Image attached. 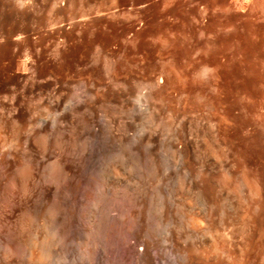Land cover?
<instances>
[{"label": "bare ground", "instance_id": "6f19581e", "mask_svg": "<svg viewBox=\"0 0 264 264\" xmlns=\"http://www.w3.org/2000/svg\"><path fill=\"white\" fill-rule=\"evenodd\" d=\"M162 1L0 0V103L8 105L0 116V239L2 253L13 255H0L2 264H18L17 256L21 264H65L74 241L82 251L70 264H264V138L248 114L263 107L264 121V75L249 59L259 43L235 34L244 74L230 58L218 68L217 41L206 58L195 52L220 110L211 97L200 113L173 110L162 97L166 71L147 80L115 73L120 59L172 49L177 56L187 39L191 51L203 44L196 32L206 41L214 35L208 23L186 24L194 15L184 11L187 0L160 9ZM43 36L54 39L48 57ZM28 40L33 48H22ZM77 57L100 64L105 80L58 73ZM100 89L110 105H100ZM158 179L165 185L153 186Z\"/></svg>", "mask_w": 264, "mask_h": 264}, {"label": "rangeland", "instance_id": "374dc122", "mask_svg": "<svg viewBox=\"0 0 264 264\" xmlns=\"http://www.w3.org/2000/svg\"><path fill=\"white\" fill-rule=\"evenodd\" d=\"M184 1H186V0H184ZM168 2H169V0H167L166 2H164V0H163L161 2L160 9L164 8L165 6H168L173 1L170 0V3L167 5L166 3H168ZM188 2H189V0H187L186 7L184 5V11H186L185 13H187L188 11L191 10L190 12L192 14H194V15H193V18H190L191 20L188 19L190 21L187 20V22H186L187 25L189 24L190 27H193L195 25H199V24L200 25H204V24H207L208 23L214 29L216 28L215 29L216 32L214 30V35L213 36H208V37H210L208 39V41H210V43L208 41H206V38L207 37H205L204 34L202 35V33L198 31V32H196L195 38H197V39H205L204 42L206 43V46H205V43L204 42H203L204 45L201 43L203 45V49H202L201 44H200L199 46L201 48L200 47H197V48H195L194 50L191 51V49L189 47L188 39H187V42L185 40V42L183 43L184 46L186 45V43L188 45V46L186 45V47H188V49L185 47L186 48V50H185L184 49V46L181 44L182 42H180V40H183L184 41V39H186V38H180L176 42L178 45L175 43L179 47H180V45H182L181 48H180L181 53H178V55H177L178 57L175 56L177 54L175 52L176 50L175 49H172L176 53L175 55L172 54L173 53L172 50H171L172 51L171 53L170 52H169V54L167 53L168 56H167V54H164V55L159 56L160 54L158 53L159 54L158 55L157 54V51H156V52H154L155 54L153 53V56L152 55L150 56L151 58L150 57H148L147 59L145 58V61H144V58L142 59L141 56H135L134 58H136V59H134L133 57H132L133 59H131V57H129L128 60H126V59H124V60L120 59L118 61V65L116 67L117 69L115 70L116 71L115 73H116V75H118V77H123V78L126 77V78H130V79H144V80H147L149 78H154L161 71H166V76H167L168 79L166 78L165 82H166V86L167 87H165V84H164V87H165L164 90H163V94L164 95L162 97L165 99V102H166L165 104H167V106H169V104L171 105V107L169 106L171 109H173V110L175 109L176 110L178 108L179 110H184L182 108L185 106L184 108H187V110L185 109V111H188L189 112V110H190L193 113L194 112H196V113L199 112L200 113V112L204 111L203 109H205V110L207 109L206 106L208 107V103L209 102L212 103L210 101V99L212 98L211 100L214 102V103H212L214 105L213 107H215L217 105L218 106V109L217 110H220L219 105L216 103L217 102V99H218V96H216V95H218V94H217L216 88L213 85V80H212L213 77L212 76H211L212 78L209 77V78H211L210 81H209V83H208L209 78H204L206 76L203 75V77H202L200 75L198 77V73H197L198 71L196 69L199 70V67H200L199 66V62H198L197 57H196L197 60L195 59V61L192 58H194L195 56H201V57L206 58L207 57V54H210L211 55L213 52H215V49H216L217 50L216 56L219 58L218 59L219 61H217L218 65H219V67H218L219 69H221L222 66L223 67L227 66L231 61L235 60L237 63L240 64V66H241V68H240L241 69V73L244 74L245 73V71H244L245 68L243 67V61H241L242 59L239 60L240 58H242V56H241L242 54L239 53L240 50H239V45H238L239 44L238 43V40L241 39L242 37L241 36L240 37L239 36H235V34L237 32H239L238 34H241V35H244L245 34V36L247 37L248 40H250V41H254L255 40V42H258L259 43V48L250 55L249 59L251 61H253V62H256V59H257L258 62L255 63L256 64V67H257L256 69H257V71L259 70V72H263V75H264V61H263L264 60L263 59L264 56L263 57L260 56V58H259V55H258L260 49L264 50L263 49L264 48V0H200V1H195V2L194 1L189 2V4H188ZM181 6H180V8L183 9V5H181ZM186 8L187 9L189 8L188 11L186 10ZM135 18L136 17L134 16L133 19H132V17H131V19L130 18H128V19L133 20L134 23L136 22L134 24V27L136 29V28H138L140 26L139 24H141V22L137 18L135 20ZM121 19H122V21L124 23H127L129 21L127 18H124V17H122ZM126 19L128 21H126ZM192 24H193V26H192ZM189 26H187V28H189ZM252 30H253V32H252ZM255 31L257 33L253 34ZM202 36H204V38H202ZM128 38H129V35H126V37L123 40V43H127V44L129 43L128 45L129 46H132L133 45V42H130L128 40ZM224 39L227 40V41H225ZM41 40L42 41H40V43L42 44V46L44 48V56L45 57H48L49 56L48 54H50V49H52V45L54 43V41H52V40H54V39H52L50 37H47V36H43L41 38ZM218 40L220 42H222L221 40H224L223 42H225V43L227 42L225 44L226 46L223 45V48H222L221 45L223 44V42L220 45V42H218ZM215 41H217V43H215ZM207 42L209 44H212L213 46L207 45ZM213 42L215 44H217L216 45V48L214 47ZM27 43L29 45L31 44L30 45L31 46L30 48H33V45L34 44H33L32 40H28V42L25 41L24 43L21 44V47L22 48H25L26 46L29 47V45ZM231 43H232V45H230ZM24 44H25V47H24ZM47 45H49L50 47L48 46L46 48ZM218 45H219V47L221 49H219ZM213 47L215 49H213ZM227 47H228V49H227ZM236 47H237V49L239 51L236 50ZM198 48L201 49V50L200 49L199 50L202 53L198 50ZM196 49H197V51H196ZM223 49H224V51H223ZM185 51L189 52L188 53L189 55ZM182 52H185V54L182 53ZM195 52H198L199 55H197V53H196L195 56H194V53ZM218 52L221 54V56H220V54ZM170 54H172L171 56L174 55L173 57L175 59H177V61H175L174 59H173L174 61H172L171 58H170ZM222 54L225 56V58H224V56H222ZM231 55H233L234 59H233V57ZM226 56H228V58ZM220 57H221V59H220ZM222 58H223V60H222ZM229 58L232 59V60L230 61ZM81 59H82V61L80 60V57H77L76 59L67 61L66 63H64L58 69V73H60L62 75H66V76H68L70 78H73V80L75 79L74 80L75 82H79V81L83 82L85 80V82L88 81V83H90L89 81H92V82H95V81L96 82H98V81L99 82H103L105 80L106 76H105V74H104V72H103L102 67H101L100 64L94 65L91 62H89V60H86L84 58H81ZM141 60H143V61H141ZM221 60H222V62H221ZM192 61H194L195 64H193ZM169 62H171V63H169ZM217 63H216V65H217ZM68 64L70 65V67H69ZM193 65L196 66V67H194V70H193ZM66 66H68V67H66ZM173 66H175L174 68L176 69V71H178L177 73L180 75L179 76V79L180 80L182 79L181 80L182 83L179 82L178 78L175 76L176 74L174 72H176V71H173V72L170 73L169 70L172 71V69H173L172 67ZM165 68L166 69H169L168 72L171 75L170 74L167 75L168 72H167V70H165ZM195 70H196V73L197 74L195 73ZM117 71H118V73H117ZM187 71L190 73V76H189V73ZM190 71H192L194 74L192 72H190ZM186 72L188 73V76H189L188 79H189V81L191 83L189 81H187L188 82V83H186L187 85L185 84L184 86H182L186 81H184V83H183V78H182V76H181L180 73H183L184 74L183 76H185V78H186L187 77L186 74H185ZM193 75H194V77H193ZM185 78H184V80H185ZM203 78L205 79V81L203 80ZM92 79H94V80H92ZM76 80H79V81H76ZM206 80H207V82H206ZM207 83H208V85H207ZM196 84H197V86H196ZM203 84H204L205 87L202 86ZM211 84L213 85L214 88L211 86ZM181 87L182 88L184 87L186 89L188 88L187 89V93L190 90V92L188 93V95H187V93H185L186 90H184L185 92L183 93V89ZM195 87H197V88H195ZM199 88H201V89L199 90ZM79 91L80 90H77V92H79ZM106 91L107 90H105V89L104 90L103 89L102 90L100 89V92L104 93V95L107 94L108 91L107 92ZM199 91H201L202 93H199ZM208 91H209V93H207ZM100 92L98 90V94ZM205 92L207 93L206 94V97H208L209 94L211 93L208 98L205 97L206 99L202 95V94H204V96H205ZM102 93H100L99 96L102 95ZM192 93H194V94H192ZM109 94H110V92H109ZM109 94H107L106 97L100 96L101 99H102V101L100 102V105H107V104L110 105V102L107 103L109 101V99H110V98L107 97V96H110ZM161 95H162V93H161ZM182 95H183V97H182ZM5 96L6 95H4V98H3V96H1L0 99L3 98L4 100H7L6 99L7 96L6 97ZM164 99H163V102H164ZM258 99H260L261 101H263L262 103H263V106H264V96H261ZM105 101H107V102L105 103ZM238 102L240 103L241 100L238 101ZM206 103H207V105H206ZM212 104H210V105H212ZM112 105H113V103H112ZM181 105H182V107H180ZM4 107H6L5 108L6 110L4 109ZM172 107H174V108H172ZM156 108H154L156 111L161 110V109L158 108V106ZM261 108H263V107H261ZM261 108H259L255 112H251V115H250L249 112H248V114H249V120L251 119L250 122L253 123V125H255L256 128L259 130L260 135H261V138H264V129H262V127L264 126V125L262 126V124H264V121L260 117V114L261 113H259V112H261L263 110ZM215 109H216V107H215ZM239 110L244 111L242 105L239 106ZM161 111L158 114L159 118L163 117L161 119L166 120L164 118L165 115H166V113L164 111H163L164 113H162ZM0 112H1L0 113V116H6L8 114V105H3L2 103H0ZM257 113H259V114H257ZM168 114H169V112H168ZM99 115L102 118L100 116H98L99 117L98 119L101 122V124L103 125L104 122H105L103 120H105V119H103L104 116H103V114H102L101 111L99 112ZM257 115H259V116H257ZM246 116H248V115H246ZM246 116L244 114L243 115V118H246ZM258 117H260V118H258ZM252 119H254L253 122H252ZM260 119L263 122H261ZM159 122H160V120L157 121V123H158L157 125H160L161 122L160 123ZM254 122H256V124H254ZM260 123H262V124L259 125ZM261 129L263 130V132H262ZM91 140H92V138H88L87 139V141H89V142ZM80 142L81 141H79V143ZM106 154H107V156H106ZM106 154L104 156H106L107 158L104 157V159H108L109 156H110V153H106ZM95 159H98V160H95ZM97 161L99 162V158H94V159L91 160V164L93 166V168H91V169H94L96 167L95 164H97V166L99 165V163ZM94 165H95V167H94ZM161 182L162 181H160L158 179V180L154 181V185L153 186H157V185H160V184L163 185L165 183V182H162L163 183L162 184ZM186 221L188 222L189 220L186 219ZM76 243H77V245H76ZM73 244H75L74 246H76V248H77V246L79 248H77V250H76V248H74V246H73V249H71V252H70L71 255H69L68 258L65 260V264H70L72 258H74V257L78 258L80 256V254H81L82 249L80 248L81 245L79 244V241H77V242L74 241ZM2 249L3 248L1 246V239H0V255H1V259L3 261H6V260L9 261V259L10 260H13V255H12V258H11V256H10V258L9 257H6L4 251L2 253ZM74 250H76L75 251L76 254H75ZM16 256L17 255L14 254V258H16ZM19 258H20V261H19ZM1 259H0V262L2 264L3 261H1ZM16 259L19 262L18 264H21L22 259H24V258L21 257V256H19V257L17 256ZM53 263H54V261H53Z\"/></svg>", "mask_w": 264, "mask_h": 264}]
</instances>
